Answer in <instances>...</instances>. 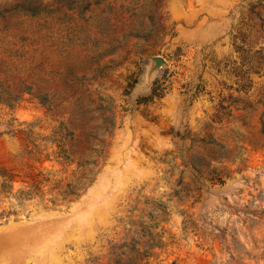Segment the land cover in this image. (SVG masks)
<instances>
[{
    "label": "rangeland",
    "instance_id": "374dc122",
    "mask_svg": "<svg viewBox=\"0 0 264 264\" xmlns=\"http://www.w3.org/2000/svg\"><path fill=\"white\" fill-rule=\"evenodd\" d=\"M0 168V264H264V0H0Z\"/></svg>",
    "mask_w": 264,
    "mask_h": 264
},
{
    "label": "trees",
    "instance_id": "16d2710c",
    "mask_svg": "<svg viewBox=\"0 0 264 264\" xmlns=\"http://www.w3.org/2000/svg\"><path fill=\"white\" fill-rule=\"evenodd\" d=\"M0 178L2 179V187L11 188L9 185L10 183H12L13 177L10 174L6 173L5 169L3 168H0Z\"/></svg>",
    "mask_w": 264,
    "mask_h": 264
},
{
    "label": "water",
    "instance_id": "95a60500",
    "mask_svg": "<svg viewBox=\"0 0 264 264\" xmlns=\"http://www.w3.org/2000/svg\"><path fill=\"white\" fill-rule=\"evenodd\" d=\"M156 64H159V61H156Z\"/></svg>",
    "mask_w": 264,
    "mask_h": 264
}]
</instances>
